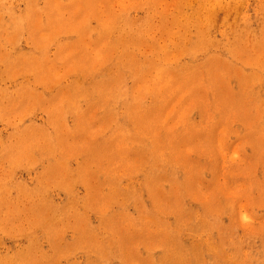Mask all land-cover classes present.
I'll use <instances>...</instances> for the list:
<instances>
[{
	"label": "rangeland",
	"instance_id": "rangeland-1",
	"mask_svg": "<svg viewBox=\"0 0 264 264\" xmlns=\"http://www.w3.org/2000/svg\"><path fill=\"white\" fill-rule=\"evenodd\" d=\"M0 264H264V0H0Z\"/></svg>",
	"mask_w": 264,
	"mask_h": 264
}]
</instances>
